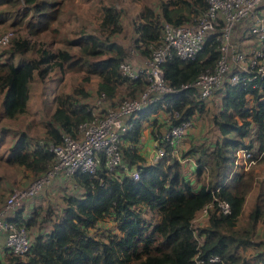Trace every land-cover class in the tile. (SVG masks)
<instances>
[{
    "label": "trees",
    "instance_id": "trees-1",
    "mask_svg": "<svg viewBox=\"0 0 264 264\" xmlns=\"http://www.w3.org/2000/svg\"><path fill=\"white\" fill-rule=\"evenodd\" d=\"M207 6V0H160L158 7L144 2L133 21L134 47L142 56H149L161 41L164 21H193ZM61 10L63 0H0V23L15 13L14 24L24 20L29 33H17L0 44L4 47L0 51V121L27 112L36 75L45 78L53 70L82 73V81L73 89L55 92V108L45 119L44 142L36 139L32 143L26 131H20L11 146L7 160L24 165L34 175L53 162L51 143L60 142L64 133L75 134L81 122L96 115L92 92L85 82L98 76V93L105 94L110 106L136 96L146 86L143 76L130 78L121 70V62L130 52L128 45L115 38L124 29L122 10L115 2L102 4L97 28L72 29L73 38H60L64 46L51 48L44 41L31 39L47 31L57 38L60 22L56 20ZM29 51L32 54L26 56ZM219 56V39L210 34L194 58L173 54L164 61L165 79L180 88L201 71L213 68ZM218 92L223 95L222 107L213 121L219 135L215 140L193 142L181 153L183 158L194 155L199 186L184 173V164L175 154L177 142L167 141L165 154L154 163L146 162L137 145L143 120L150 114L164 111L166 117L160 127L168 130L206 111V101L195 89L180 88L135 115L133 127L120 142L123 164L109 170L102 155L96 172L75 173L73 179L82 192L69 196L59 219L53 221L50 230L35 235L28 252L17 254L5 247L0 264H195L197 254L207 264L243 262L240 248L254 241L259 221L264 222V178L258 179L260 189L241 222L247 195L255 187L258 174L235 169L234 160L241 147L250 148L254 156L264 151V80L261 88L227 86ZM153 123L152 132L157 137L163 130L156 129L158 118ZM5 133L0 130V136ZM124 139L131 143L125 145ZM133 169L138 171V178L132 175ZM220 199L228 202V211L221 208ZM209 203L213 205L207 211L208 222L196 226L198 211ZM107 217L114 220L115 231L96 234L95 229ZM15 218L29 228L36 223V218L25 216L22 208ZM214 255L218 259L211 260Z\"/></svg>",
    "mask_w": 264,
    "mask_h": 264
},
{
    "label": "built area",
    "instance_id": "built-area-1",
    "mask_svg": "<svg viewBox=\"0 0 264 264\" xmlns=\"http://www.w3.org/2000/svg\"><path fill=\"white\" fill-rule=\"evenodd\" d=\"M206 10L198 14L193 21L175 24L164 21L161 41L146 56L141 67L131 61L123 60L121 70L130 78L143 76L144 89L134 97L123 99L117 106L98 112L93 118L79 124L75 134L64 133L58 143H51L55 157L47 170L35 176L28 186L15 189L0 204V233H5V247L17 254L28 252L33 244L30 228L20 218H15L17 210L31 196L39 193L46 184L59 174L73 176L77 172H96L105 156V165L109 170L123 164L124 157L120 147L122 135L133 127L135 115L143 108L159 100L164 94L180 88H193L202 98H207L227 86L236 88H261L264 80V0H207ZM242 31V32H241ZM252 36V47L245 49L239 45V34ZM13 32L0 35V44H5ZM216 34L219 39L220 56L213 68L201 71L194 79L185 82L180 88L173 87L165 79L162 63L173 54L181 58H194L203 47L207 36ZM106 100L103 93L100 95ZM193 126V119L185 118L168 130L158 132L155 137L154 159L165 154L167 141L178 142ZM44 142V140H40ZM264 151L257 156L248 147L237 150L234 168L247 171ZM139 177L136 169L131 171ZM224 211L229 210L226 200L220 199ZM213 203L203 209L207 212ZM211 260L218 259L214 255ZM195 264H207V260L197 254Z\"/></svg>",
    "mask_w": 264,
    "mask_h": 264
},
{
    "label": "rangeland",
    "instance_id": "rangeland-1",
    "mask_svg": "<svg viewBox=\"0 0 264 264\" xmlns=\"http://www.w3.org/2000/svg\"><path fill=\"white\" fill-rule=\"evenodd\" d=\"M115 2L122 10V22L124 29L117 33L115 38L128 45L129 57L127 60L131 61L136 67H141L145 62V57L142 56L137 48L134 47L135 29L133 21L136 19L138 12L144 2H149L155 7H158L160 0H63V10L60 11L56 23L60 29V35L57 38L53 37L51 31L43 32L42 34H34L31 39H38L39 42L44 41L51 48L57 46H64L65 42L60 38H73L75 36L72 29L80 30L82 27L88 29H95L98 27L101 13V6L103 3ZM15 13H11L7 21L0 23V35L8 31L16 34L29 35L28 26L25 21L16 22ZM29 16L26 17V19ZM55 24V23H54ZM242 32V31H241ZM241 32L239 34L238 42L241 39ZM6 47V46H5ZM4 47H0V51ZM29 51L26 56L31 55ZM138 57L140 62H134V57ZM82 81V73L75 71H68L63 73L61 71H51L45 78L36 75L31 83V97L28 101V110L16 118L10 120L3 119L0 121V130L9 132L0 136V204L15 190L23 189L34 180L33 172L22 167L21 164H12L7 160L11 153V146L15 143L20 131H26L27 137L31 142L36 139L45 140V119L51 114L55 108V101L53 99L55 92L69 91L73 86L80 84ZM99 77L94 75L92 80L85 82V85L92 92V102L95 104L96 114L103 108H112L106 101L101 98L98 93ZM60 90V91H59ZM222 94L216 92L205 100L206 111L199 116H193V126L189 129L178 141L187 142V138L192 136L195 139L202 138L208 140H215L219 135L216 124L213 121L214 114L218 113L222 107ZM251 102V101H250ZM164 122L161 120L157 124L156 129L162 128ZM177 142V143H179ZM177 154V152H175ZM147 159V157H146ZM248 170L258 174L255 187L247 195L245 209L241 222L245 221L246 214L251 209L258 190L260 189V182L264 178V158H259ZM247 170V171H248ZM55 178V177H54ZM52 179L39 193L32 196L26 204L21 207L26 216L32 215L36 218V223L30 227L32 237L34 238L38 232H47L50 230L53 221L59 219L63 208L67 205V200L70 195H79L82 188L76 184V180L71 178H62L59 180ZM203 212V211H202ZM205 212V211H204ZM199 217L194 221L196 226L205 225L206 220ZM102 222V221H101ZM111 228L110 231L106 228ZM116 224L111 217L103 220L102 226L95 229L98 235H106L115 231ZM106 230V231H104ZM5 233H0V236ZM5 254H3V257Z\"/></svg>",
    "mask_w": 264,
    "mask_h": 264
},
{
    "label": "crops",
    "instance_id": "crops-1",
    "mask_svg": "<svg viewBox=\"0 0 264 264\" xmlns=\"http://www.w3.org/2000/svg\"><path fill=\"white\" fill-rule=\"evenodd\" d=\"M261 11L262 12L264 11V5L261 7ZM239 45L245 49H250L252 47V36L248 35L246 33L242 34L241 39L239 40ZM132 60H135L134 62H138V63L140 62V60L137 56L132 58ZM213 94L211 96H213ZM211 96L204 98V99L208 100L209 98H211ZM201 114L202 113H196L193 116H196V115L199 116ZM155 117L158 118L160 121L164 120V118L166 117V113L164 111H159L156 114L153 113V114H150L149 117L144 118L143 126H142V133H141L140 139L137 143L139 152H141L145 156V158L147 157L146 162H148V163H154L156 161L154 159V147H155L156 139H155L153 132H152L153 125H155V123H153ZM188 131H189V129H188ZM8 133L9 132L7 131L6 134H8ZM187 140H188L187 142H182L181 144L178 141L179 143H177V147H176L177 151L176 152H177L178 156H180L181 161L184 164V167H183L184 173L187 175V177L191 178L197 184L196 186H199L200 181L197 182L195 180V171H196V167H197V162H196L194 155L191 154V155H188V156L183 158V157H181V153H182V151L186 150L190 146L191 143L203 141V140H205V138L198 140V139L193 138L192 136H189L187 138ZM122 142L125 145L131 143L130 140H126V139H124ZM22 167H25V166L23 165ZM29 171H31V170H29ZM56 177H55L56 180H59L62 178H71V180H73V176H66L63 174H59ZM30 198H28V199H30ZM28 199L26 201H28ZM26 201H25L24 205L26 204ZM204 211H205L204 209L199 210L197 213V216L194 220L196 221L197 218L204 217L202 219L206 220L205 223H207L209 215L206 211L205 212ZM24 213L25 212L23 211V214ZM5 240H6V235L5 234L1 235L0 236V257L1 258H3V254H5L4 253ZM240 251H241L243 258H244V261L241 262L240 264H264V222L263 221H259V223H258L257 231L255 232V235H254V241L252 243L248 244L247 246L240 248Z\"/></svg>",
    "mask_w": 264,
    "mask_h": 264
}]
</instances>
